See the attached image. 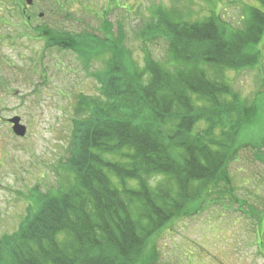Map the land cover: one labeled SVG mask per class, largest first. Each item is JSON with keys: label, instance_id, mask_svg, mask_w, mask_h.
Listing matches in <instances>:
<instances>
[{"label": "trees", "instance_id": "16d2710c", "mask_svg": "<svg viewBox=\"0 0 264 264\" xmlns=\"http://www.w3.org/2000/svg\"><path fill=\"white\" fill-rule=\"evenodd\" d=\"M151 14L139 35L162 38L167 58L146 53L142 66L122 43L123 28L115 36L104 19L99 36L36 30L48 47L85 63L102 58L103 67L90 73L96 94H80L71 119L68 182L34 195L17 229L0 236V264H153L142 257L149 239L202 210L210 190L229 183L240 149L255 147L260 159L263 143L241 140L256 114L228 72L260 63L264 12L250 8L242 28L213 12L202 20L160 7Z\"/></svg>", "mask_w": 264, "mask_h": 264}, {"label": "rangeland", "instance_id": "374dc122", "mask_svg": "<svg viewBox=\"0 0 264 264\" xmlns=\"http://www.w3.org/2000/svg\"><path fill=\"white\" fill-rule=\"evenodd\" d=\"M32 1L36 16L43 13L37 21L62 26L69 34L99 36L95 28L101 27L102 19L113 26L115 36L117 27L123 28L122 43L140 66L146 53L158 61L167 58L162 38L139 35L156 8L176 10L186 20H202L213 12L221 23L236 28L244 27L250 8L264 12L256 0ZM50 3L57 10H51ZM5 9L0 4V21ZM65 12L74 19L70 15L55 19ZM15 32L0 22V236L17 229L28 207L34 205L36 193H49L68 182L62 165L69 156L71 119L80 94H96L90 73L103 67L102 58L85 63L71 49L48 47L44 37L37 36L31 50L26 40L2 39ZM261 43L263 56L257 66L228 72L233 89L256 114L253 131L241 140L263 143L260 159L255 157L259 149H240L227 166L229 183L212 188L201 211L169 222L149 239L142 257L153 264H263L261 258L253 257V249L245 248L254 235L264 240V39L257 48ZM33 51L35 67L28 60ZM15 115L26 127L22 138L5 123ZM194 204L187 206L189 211L194 212Z\"/></svg>", "mask_w": 264, "mask_h": 264}, {"label": "flooded vegetation", "instance_id": "af4514ba", "mask_svg": "<svg viewBox=\"0 0 264 264\" xmlns=\"http://www.w3.org/2000/svg\"><path fill=\"white\" fill-rule=\"evenodd\" d=\"M11 3L6 5L5 12H3L5 19L4 21H0L2 25L12 27L16 30L13 37L6 36L2 37V39H6L9 42L16 41L18 43H22L24 40L27 41V48L31 50V43L36 39V30H43L46 27H51L55 29H62L67 30L62 26H52L49 23L39 22L37 21V17L41 18L42 16H36V3L32 1V3L25 5L21 2V0H10ZM48 4V2H47ZM51 10H57L53 7L55 6L53 3H50ZM69 15L68 12L59 13L58 17L55 16V19L59 20L58 18H62L64 16ZM22 16V17H21ZM20 17V19L18 18ZM96 29V28H95ZM100 30V28H97ZM77 32V31H76ZM33 55H28V60H32L31 67H35V55L34 51L32 52ZM5 123L8 124L11 128V124L8 122V118L5 119ZM253 249V257L255 259L261 258L264 264V240L262 236H253L248 243H246L245 248Z\"/></svg>", "mask_w": 264, "mask_h": 264}, {"label": "water", "instance_id": "95a60500", "mask_svg": "<svg viewBox=\"0 0 264 264\" xmlns=\"http://www.w3.org/2000/svg\"><path fill=\"white\" fill-rule=\"evenodd\" d=\"M27 3L31 2V0H26ZM9 122L13 124L12 131L17 136H24L25 134V126L20 123V118L18 116L12 117L9 119Z\"/></svg>", "mask_w": 264, "mask_h": 264}]
</instances>
